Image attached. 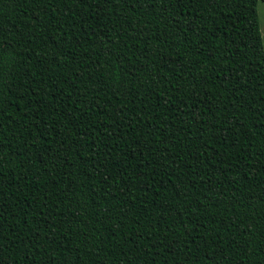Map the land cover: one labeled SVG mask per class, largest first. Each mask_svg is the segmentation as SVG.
Segmentation results:
<instances>
[{
	"label": "trees",
	"instance_id": "16d2710c",
	"mask_svg": "<svg viewBox=\"0 0 264 264\" xmlns=\"http://www.w3.org/2000/svg\"><path fill=\"white\" fill-rule=\"evenodd\" d=\"M0 189V264H264L246 0H0Z\"/></svg>",
	"mask_w": 264,
	"mask_h": 264
},
{
	"label": "snow or ice",
	"instance_id": "6c2138e0",
	"mask_svg": "<svg viewBox=\"0 0 264 264\" xmlns=\"http://www.w3.org/2000/svg\"><path fill=\"white\" fill-rule=\"evenodd\" d=\"M246 3L250 10V32L259 30L264 25V15L261 13L264 0H246ZM0 243H2V237H0Z\"/></svg>",
	"mask_w": 264,
	"mask_h": 264
},
{
	"label": "rangeland",
	"instance_id": "374dc122",
	"mask_svg": "<svg viewBox=\"0 0 264 264\" xmlns=\"http://www.w3.org/2000/svg\"><path fill=\"white\" fill-rule=\"evenodd\" d=\"M261 13L262 15H264V7H262L261 9ZM260 32H261L262 43H263V48H264V25H262V27L260 28Z\"/></svg>",
	"mask_w": 264,
	"mask_h": 264
}]
</instances>
